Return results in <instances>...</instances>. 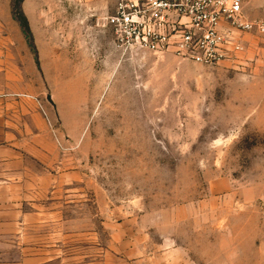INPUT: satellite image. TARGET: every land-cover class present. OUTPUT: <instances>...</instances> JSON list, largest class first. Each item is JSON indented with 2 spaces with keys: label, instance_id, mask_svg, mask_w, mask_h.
I'll return each instance as SVG.
<instances>
[{
  "label": "rangeland",
  "instance_id": "rangeland-1",
  "mask_svg": "<svg viewBox=\"0 0 264 264\" xmlns=\"http://www.w3.org/2000/svg\"><path fill=\"white\" fill-rule=\"evenodd\" d=\"M11 2L0 101L31 108L51 164L0 263L264 264V37L203 67L116 51L112 0H23L38 68Z\"/></svg>",
  "mask_w": 264,
  "mask_h": 264
},
{
  "label": "built area",
  "instance_id": "built-area-1",
  "mask_svg": "<svg viewBox=\"0 0 264 264\" xmlns=\"http://www.w3.org/2000/svg\"><path fill=\"white\" fill-rule=\"evenodd\" d=\"M104 23L118 52L171 55L203 67L235 60L243 34L264 37V20L247 19L243 0H112Z\"/></svg>",
  "mask_w": 264,
  "mask_h": 264
},
{
  "label": "crops",
  "instance_id": "crops-1",
  "mask_svg": "<svg viewBox=\"0 0 264 264\" xmlns=\"http://www.w3.org/2000/svg\"><path fill=\"white\" fill-rule=\"evenodd\" d=\"M8 8L7 3L3 11H8ZM243 11L249 20H263L264 0H243ZM1 12L0 0V17ZM1 65L0 58V67ZM8 74L7 70L0 68V76ZM30 110V107H18L12 103L4 104L0 101V242L8 243L17 239L18 227L24 225V222L20 220L26 217L19 212L22 206L32 205L30 203L33 194L47 191V187L39 183L43 181L47 183L48 173H34L33 164L35 158L36 163L47 167L50 166L51 159L47 153L33 147L34 139L42 130L37 125L34 126ZM14 248L13 253L17 255L19 253L16 252L17 247ZM7 254L0 249V258ZM13 262L17 264L16 259Z\"/></svg>",
  "mask_w": 264,
  "mask_h": 264
},
{
  "label": "trees",
  "instance_id": "trees-1",
  "mask_svg": "<svg viewBox=\"0 0 264 264\" xmlns=\"http://www.w3.org/2000/svg\"><path fill=\"white\" fill-rule=\"evenodd\" d=\"M22 1L23 0H12L11 6H10V14L12 16V19L18 23V26H19V28L22 32V35L26 41L27 47L33 56V59H34L36 66L39 68L37 52L35 49V45L33 43L32 34H31L30 29H29L27 19L24 16V14L20 8V4Z\"/></svg>",
  "mask_w": 264,
  "mask_h": 264
},
{
  "label": "water",
  "instance_id": "water-1",
  "mask_svg": "<svg viewBox=\"0 0 264 264\" xmlns=\"http://www.w3.org/2000/svg\"><path fill=\"white\" fill-rule=\"evenodd\" d=\"M46 101H47V102H48L53 108H55V104H54V102L52 101L50 95H47V96H46Z\"/></svg>",
  "mask_w": 264,
  "mask_h": 264
}]
</instances>
